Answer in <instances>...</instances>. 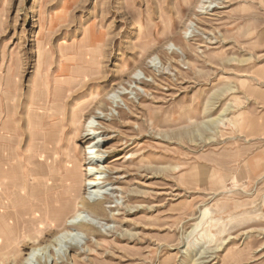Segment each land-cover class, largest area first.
Returning <instances> with one entry per match:
<instances>
[{"label":"rangeland","instance_id":"obj_1","mask_svg":"<svg viewBox=\"0 0 264 264\" xmlns=\"http://www.w3.org/2000/svg\"><path fill=\"white\" fill-rule=\"evenodd\" d=\"M202 1L0 0L2 176L46 145L65 172L72 137L86 164L93 118L104 138L113 190L49 264H264V0Z\"/></svg>","mask_w":264,"mask_h":264},{"label":"bare ground","instance_id":"obj_2","mask_svg":"<svg viewBox=\"0 0 264 264\" xmlns=\"http://www.w3.org/2000/svg\"><path fill=\"white\" fill-rule=\"evenodd\" d=\"M216 1L203 0L198 12L215 8ZM190 27L189 24L186 31L190 30ZM132 80H135L136 88L141 83H146L138 74L133 76ZM63 82L68 83L66 80ZM125 91V88H119L109 96L112 109H117L122 103H126ZM86 108L88 107L78 105L73 110V123L77 130L80 129L79 125ZM95 115L98 118L107 116L102 111ZM99 124L101 123L93 118L86 127L84 139L90 140L89 151L85 158L86 164L78 159L75 137H72L67 151L65 172L61 173L56 167L59 159L51 158L54 152L48 145L42 156L39 155L40 158H37L39 160L42 158L41 165L34 164L30 178L32 180L28 181L24 169L2 176L4 169L8 167L6 168L4 164L0 165V190L3 191L2 196L0 195V264H49L51 261L67 258L70 249L74 246L83 248L86 235H83L81 228H88L89 225L93 227L92 222H88L91 214L85 215L86 205L90 203L99 210V204L108 198L107 191L113 190L106 183L109 171L105 164L107 155L103 150L104 138L96 128ZM44 163H48V174L40 172L42 171L40 166ZM85 165L86 174L83 173ZM6 181L9 182L5 185ZM84 183L87 195L84 202L79 204L80 191ZM52 230L55 235L47 243L42 244V237ZM30 244L31 251L22 260L18 259L17 254Z\"/></svg>","mask_w":264,"mask_h":264}]
</instances>
